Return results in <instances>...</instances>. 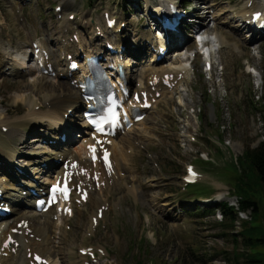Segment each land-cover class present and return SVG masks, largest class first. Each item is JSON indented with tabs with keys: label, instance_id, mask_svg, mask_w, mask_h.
Instances as JSON below:
<instances>
[{
	"label": "rangeland",
	"instance_id": "rangeland-1",
	"mask_svg": "<svg viewBox=\"0 0 264 264\" xmlns=\"http://www.w3.org/2000/svg\"><path fill=\"white\" fill-rule=\"evenodd\" d=\"M142 1L148 5L149 0ZM162 1L165 0H150L151 7ZM194 1L197 6L205 3L207 10L212 11L208 15L201 13L208 17H205L206 31L228 44V50L221 48L215 55L220 64L216 76L212 81L204 76L202 61L196 60V73L184 86L160 100L144 127L118 140L129 161L126 165L122 161L124 185L103 194V202L110 206L109 216L92 238L90 220L95 211L91 204L62 226L61 233L53 231L50 238L61 259L58 258V263L84 264L79 258L81 247H102L109 257L98 264H264V192L255 186L260 191L255 196L258 204L255 219L254 211L249 210L239 214L232 225L231 217L222 211L228 208L225 205L221 208L222 204H229L239 213L241 200L234 191L241 173H247L249 166L237 161L247 150L257 149L264 142L263 115L251 109L253 104L264 101V37L245 42L244 35L231 29L242 23L233 17L247 8L249 0ZM257 2L264 7V0ZM143 5L134 0H96L92 5L87 0H0V56L10 46V56L6 58L13 60L14 53L30 51L33 38H38L48 43L58 61L62 44L59 36L64 31L60 28L69 15L76 16L72 25L88 45L95 28L104 26V15L109 12L129 25L123 39L132 47L137 79H147L159 70L141 71L146 67L140 64L145 55L138 48L152 29L139 18L145 16L140 10ZM58 6L64 9L61 21L55 13ZM188 44L183 50V60L168 61L165 69L181 62L184 66L186 51L195 50L193 40ZM72 92L67 83L37 73L0 76V123H14L26 134V140L18 136L9 138V142L0 130L1 146L15 147L18 160H22L15 169L31 172L33 164L27 155L37 146L32 140L47 133V124L36 126L28 115L48 111V96L56 94L61 98V94ZM71 138L79 147L78 135L75 133ZM129 150L134 151L132 156ZM208 160L211 162L207 163ZM190 165L197 167L205 180L188 187L186 193L183 179ZM214 199L219 205L212 204L216 208L204 215L208 206L201 202ZM252 228L257 230L254 236L249 231ZM251 241L256 242L252 245Z\"/></svg>",
	"mask_w": 264,
	"mask_h": 264
},
{
	"label": "bare ground",
	"instance_id": "bare-ground-1",
	"mask_svg": "<svg viewBox=\"0 0 264 264\" xmlns=\"http://www.w3.org/2000/svg\"><path fill=\"white\" fill-rule=\"evenodd\" d=\"M255 11H261V8L258 7V4L254 3L253 7H252V10L244 9V11L241 12L239 15H236L235 17H233L234 19H236V18L239 19L238 22H242V23L241 24L236 23L237 25L235 27L232 26L233 28H231V29H233L237 33H240L239 31H242L243 28L245 29L243 22H246V20H248L246 18V15L247 14H252ZM159 12H160L159 10H156L155 13H159ZM61 26H62L61 29L64 30V31H62L60 35H61V38L64 39V40L62 41V46H61V49H60L61 57H60V60L56 63V67H57L58 71H61L63 73L64 72L63 69H66L69 66V64L66 63V62H63L62 58L67 53L71 54V53L75 52L76 49H78V47H81V44H83V43L81 42V44L79 46H77L75 43H71L70 38H73V35H79V34L72 27V25H71L69 20L64 21ZM238 27H239V29H237ZM70 32H73V34H72V36L69 37L68 34ZM154 33L156 34V32H154ZM246 38L247 37H245V40H246ZM144 39H146L149 42H152L151 41V37H150L149 34H147V38H144ZM117 40H118L117 42H115V40H112V39H109L108 41H110L111 43H116V45H120V44L124 43V41L122 39H120V38H118ZM82 41H84V40H82ZM219 41L222 42L223 40H218V39L213 40V45L214 46H218L219 45V46H222L223 48L228 45L227 42L221 43ZM65 43L67 45H65ZM91 43H92V45L89 48L90 50H92L93 48H97L98 40H97V31L96 30H95V36L91 39ZM153 43H154V41H153ZM224 44H226V45H224ZM153 45H155V44H153ZM141 47H143V46H141ZM84 48L87 49L86 47H84ZM237 49H238V47H237ZM10 50H11V48H9L8 50H4L5 53H6V56H8L10 54L9 53ZM227 50H228V47H227ZM232 50L233 49H230V51H232ZM140 51H142V48L140 49ZM88 53L89 52H87V54ZM28 56H29V53L27 51H25V52L17 51L16 52V54H15V62L13 61L14 65L12 66V68L14 70L13 73H19V70L21 68L27 67V64H23V63H24V60H27ZM181 57H183V56L181 55ZM1 60L2 59H0V62H1L0 66H2L4 64L2 62L3 60L2 61ZM150 64H154V61H151ZM165 64H166V62H165ZM129 65H130V63H127V66H129ZM164 66H165L164 64L160 65V66L151 65L148 68L145 67L144 70H150V71L159 70L157 72V74H165L169 70H171L169 68L165 69L166 67L164 68ZM175 66H178V65H175ZM175 66L172 69H176ZM182 67L183 66H179L178 69L183 70ZM6 68H7V66H5L4 69H6ZM66 71H67V69H66ZM141 71H142V69H141ZM155 73L156 72H154L153 74H155ZM21 76H22V74L19 73L18 77H21ZM38 81H40V80H38ZM55 95H52L50 97L48 96L49 100L47 102H50V103H48V105H49L48 111L45 110L46 112H40V113L37 112V113L31 114V115H28L29 116V120L35 122L34 125H36V126H38V125L44 126L45 124H47L48 125L47 131L49 129H52L51 134L48 131L46 133L45 137L41 136V138H43V139L47 137V138H50L51 140H55L60 135H62L61 132H63V131H62V123L61 122H62V119L64 118V115L66 113H68L69 110L78 109L80 107V104H81V100H80V96H79V92L78 91L72 92L69 95H65V96H63L64 94H61V98L57 97ZM31 112H36V111L32 110ZM13 124L14 123H10V122L0 123L1 128H7L8 129V134H6V135L2 134V136H4V138L7 137L6 138L7 141H9L8 140L9 138L11 140V138H15V137H18V136L22 137L23 140H26L25 131L22 130V129H19L17 127H14ZM74 124H77V123L73 122V125ZM145 124H146L145 121L142 122L140 125H138V127H136V129H138L140 126L144 127ZM0 138H1V134H0ZM43 139L35 138V139L32 140V142L35 145L38 146V144H40L41 142H44V143L46 142ZM119 143L120 142H118V139L115 140L114 143H113V148H112V151L115 154V159L117 160L118 178H119V181L117 180V175H116V177L113 178L114 187H120V186L123 185V184H121L123 181H120V179L122 177L121 176V173H122L121 172V166H123L122 165V161H123V163H125V165H126V162L129 161L128 157H126V155H124V150L120 149ZM34 147H32V152H30L29 155H27V157L30 159V163L33 164L32 165L33 168L31 169L30 173L28 172V175H32L33 178L31 177L30 179L24 180L25 183L23 185L17 184L16 181H12L11 180L10 184L8 186L11 190H16V191L19 190L20 192H22V191H24V187H25L26 184L39 185L40 184V182H39L40 180L39 179H40V176H41V174L43 172L41 170L42 164L50 163V162H52V160L55 159V158H51V159L49 158V155L52 153V151H50L49 148L47 149V147L46 148L43 147V149H41V147H39V146L37 148L36 147L34 148ZM81 149L84 150V147H81ZM45 150H47V151H45ZM75 150L77 151L76 153L81 155L80 154V148H75ZM128 153H129V151H128ZM60 154H61V156H60L61 158H63V157H65V158H70L71 157L72 158L73 155H75L73 153H69V152H65V151H61ZM18 159H19L18 158V150L15 147H10L9 149H6V148L2 147L1 144H0V163L5 162L6 164L11 165V166H17V164L19 163L18 161H22V160H18ZM120 161H121V163H120ZM3 172H4V169L2 167H0V174L3 173ZM110 181H111V179L106 180L107 184H110L109 183ZM118 185H120V186H118ZM0 187H3L4 189L8 188L5 185H3L1 182H0ZM20 187H22V188H20ZM219 190H220V188H219ZM101 191L99 193L96 192L95 194H92L90 196L89 203H91V205L93 206V209L95 211V216L97 214L98 209L103 204L102 203L103 200H102V197H101L102 196ZM8 195H11V193H9ZM19 197L18 196L15 197L14 203H20L24 207L20 210V212L17 213V215L14 218V220H15L14 222L19 223L22 220H30L31 223H32L31 224V229L34 232L33 234H35L36 237L42 239V245H38L36 243V241H30L29 245H26L24 243V247L26 249L27 248H40V252L43 255L48 256L50 259H52L54 264H58L59 256H58V253H57V249L55 248V246L53 247L51 242H50L51 241L50 236L52 235L53 231H55V233L57 232L56 234L61 233V231H62L61 224H55V223H53L51 221L50 217L54 216L52 214H51L52 216L49 217V215H37L36 213H30L31 210L33 209L32 205L29 204V201L25 202L24 199H20ZM20 201H22V202H20ZM23 202H25V203H23ZM201 203H203L204 205L208 204V203L210 204L209 201H202ZM77 211L79 213L81 212L79 210H77ZM26 255H27V253L25 252V254L23 256L22 255L11 256L9 260L10 261H14L15 263H18V262L22 263V262L25 261ZM84 262H86V260H84ZM70 264H72V263H70Z\"/></svg>",
	"mask_w": 264,
	"mask_h": 264
},
{
	"label": "trees",
	"instance_id": "trees-1",
	"mask_svg": "<svg viewBox=\"0 0 264 264\" xmlns=\"http://www.w3.org/2000/svg\"><path fill=\"white\" fill-rule=\"evenodd\" d=\"M88 1L94 2V0ZM252 111L256 114L263 115L264 118V102L254 104ZM241 161L246 162L249 169L247 173L245 171L241 173L237 186V195L241 200L240 211L247 212L253 210V217L255 219V214L258 211V204L255 201V196L260 191L264 192V142L257 149L247 150L243 157L239 159V164ZM255 186L259 187L260 191L255 190ZM224 214L231 217L232 225H234L238 216L235 209L231 208L229 211L224 212ZM249 231L252 233V236H254L257 230L252 228ZM254 242L256 241H251L249 244L253 245Z\"/></svg>",
	"mask_w": 264,
	"mask_h": 264
},
{
	"label": "snow or ice",
	"instance_id": "snow-or-ice-1",
	"mask_svg": "<svg viewBox=\"0 0 264 264\" xmlns=\"http://www.w3.org/2000/svg\"><path fill=\"white\" fill-rule=\"evenodd\" d=\"M259 18V14H257V19Z\"/></svg>",
	"mask_w": 264,
	"mask_h": 264
}]
</instances>
